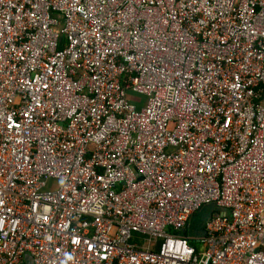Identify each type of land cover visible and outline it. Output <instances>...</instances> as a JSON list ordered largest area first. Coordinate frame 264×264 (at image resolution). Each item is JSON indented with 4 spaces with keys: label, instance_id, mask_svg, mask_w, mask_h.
Listing matches in <instances>:
<instances>
[{
    "label": "built area",
    "instance_id": "1",
    "mask_svg": "<svg viewBox=\"0 0 264 264\" xmlns=\"http://www.w3.org/2000/svg\"><path fill=\"white\" fill-rule=\"evenodd\" d=\"M0 264H264V0H0Z\"/></svg>",
    "mask_w": 264,
    "mask_h": 264
},
{
    "label": "rangeland",
    "instance_id": "2",
    "mask_svg": "<svg viewBox=\"0 0 264 264\" xmlns=\"http://www.w3.org/2000/svg\"><path fill=\"white\" fill-rule=\"evenodd\" d=\"M209 213H210V207L203 208V210L199 214V218L195 219L198 222L197 224L198 225L201 224L205 220V217H207L209 215ZM190 229H192L191 225H190ZM200 235H201V233H200Z\"/></svg>",
    "mask_w": 264,
    "mask_h": 264
},
{
    "label": "crops",
    "instance_id": "3",
    "mask_svg": "<svg viewBox=\"0 0 264 264\" xmlns=\"http://www.w3.org/2000/svg\"><path fill=\"white\" fill-rule=\"evenodd\" d=\"M195 219L196 218H193L191 222L192 232L196 233V230H197V233H203V232H200L201 231L200 225L197 226L198 222Z\"/></svg>",
    "mask_w": 264,
    "mask_h": 264
},
{
    "label": "water",
    "instance_id": "4",
    "mask_svg": "<svg viewBox=\"0 0 264 264\" xmlns=\"http://www.w3.org/2000/svg\"><path fill=\"white\" fill-rule=\"evenodd\" d=\"M211 213H212V208L210 207V213H209V215L207 217H205V220L201 224H199L200 225V229H201L200 232H203L204 223L207 220V218L211 215ZM194 218H199V215L198 216H195ZM183 231H185V230H183Z\"/></svg>",
    "mask_w": 264,
    "mask_h": 264
},
{
    "label": "trees",
    "instance_id": "5",
    "mask_svg": "<svg viewBox=\"0 0 264 264\" xmlns=\"http://www.w3.org/2000/svg\"><path fill=\"white\" fill-rule=\"evenodd\" d=\"M178 235H179V234H178ZM180 235H184V236H186L187 234H186V233H180ZM189 242H190V244H191L192 246L197 245V243L194 242V241H192V240H190Z\"/></svg>",
    "mask_w": 264,
    "mask_h": 264
},
{
    "label": "flooded vegetation",
    "instance_id": "6",
    "mask_svg": "<svg viewBox=\"0 0 264 264\" xmlns=\"http://www.w3.org/2000/svg\"><path fill=\"white\" fill-rule=\"evenodd\" d=\"M197 226H198V224H197ZM196 233H197V230H196Z\"/></svg>",
    "mask_w": 264,
    "mask_h": 264
}]
</instances>
